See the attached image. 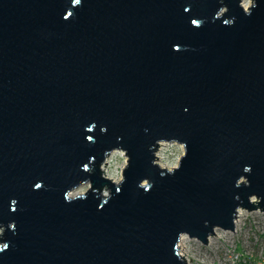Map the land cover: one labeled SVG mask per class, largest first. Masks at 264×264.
<instances>
[{
	"label": "water",
	"instance_id": "water-1",
	"mask_svg": "<svg viewBox=\"0 0 264 264\" xmlns=\"http://www.w3.org/2000/svg\"><path fill=\"white\" fill-rule=\"evenodd\" d=\"M240 207L264 211V0H0V264H184Z\"/></svg>",
	"mask_w": 264,
	"mask_h": 264
},
{
	"label": "rangeland",
	"instance_id": "rangeland-1",
	"mask_svg": "<svg viewBox=\"0 0 264 264\" xmlns=\"http://www.w3.org/2000/svg\"><path fill=\"white\" fill-rule=\"evenodd\" d=\"M245 1L247 2V0ZM180 145L182 144L176 141H161L158 144L162 154L160 162L167 165V168L178 164L184 150L182 149L181 153V149L178 147ZM113 151L122 150L115 149ZM113 151L106 156L110 159L109 173L120 164H123L124 167L126 162V160L114 157ZM156 162H158L157 159ZM123 167L120 168V174ZM84 186H87L86 191L89 183L79 187ZM104 193L107 191L104 190ZM239 209L240 215L236 231L215 228L206 243L184 234L183 243L188 246L189 251L186 264H264V211L259 208L247 210L240 207Z\"/></svg>",
	"mask_w": 264,
	"mask_h": 264
},
{
	"label": "clouds",
	"instance_id": "clouds-1",
	"mask_svg": "<svg viewBox=\"0 0 264 264\" xmlns=\"http://www.w3.org/2000/svg\"><path fill=\"white\" fill-rule=\"evenodd\" d=\"M244 7H245V10L247 11V8H248V7H246V6H244ZM221 11H224V9H221ZM216 15H217V14H216ZM185 47H187V45H185ZM87 127H88V128H91V127H92V124H89ZM87 139H89V137H87ZM178 147L181 149V153H182L183 145H180V146H178ZM113 156H114V157H118V158H120L121 160H126V159H127V157L124 155V152H123V151H113ZM91 158H92V157H89V159H91ZM82 167H83L84 169H87V168H88L87 165H82ZM121 167H123V164H120V165L114 167V168L111 170V172L109 173L110 178H111L113 181H120V180L122 179V176H121V174H120V168H121ZM37 185H40V184L37 183ZM33 187H34V186H33ZM86 187H87V186L79 187V188H77L75 191H65V192L63 193V196H64L65 201L68 200V197H76V196H79L80 198L85 199L86 196L84 195V191H85V188H86ZM148 187H149V185H147V186L144 185V189H145V190H147ZM115 190H116V192H119V191H120V188L117 187ZM105 196H107V193H105ZM105 201H107V200H105ZM14 202H15V198H12V203H14ZM98 207H99V205H98ZM10 210H14V209L11 208ZM9 227H10L11 229L14 227V222H13V221H12V223L9 224ZM3 233H4L3 227L0 226V234H3ZM0 245L3 246V248H0V250H4V249L7 247V243H6V242L0 243Z\"/></svg>",
	"mask_w": 264,
	"mask_h": 264
},
{
	"label": "bare ground",
	"instance_id": "bare-ground-1",
	"mask_svg": "<svg viewBox=\"0 0 264 264\" xmlns=\"http://www.w3.org/2000/svg\"><path fill=\"white\" fill-rule=\"evenodd\" d=\"M241 3H242V5L244 6L245 3H246V1H245V0H241ZM160 150H161V148H160V146H158L157 149H156V152H155V153H156V159L158 160V163H159L161 166H165V164H162V163L160 162V159H161V157H162V154L160 153ZM109 162H110L109 157H106L104 163H103L102 166H101L102 174H103L104 176L108 177V178H110L109 171H108V163H109ZM165 167H167V165H166ZM110 179H111V178H110ZM239 215H240V209L238 208L237 211H236L235 218H234V228L232 229V230H234V231H236V225H237V222H238V216H239ZM184 239H185V235L182 234V235L180 236V238H179L177 248H178V254H179V256H183V257L185 258V261H186V259L189 257V256H188V252H189V251H188V246L185 245V244L183 243ZM187 256H188V257H187ZM184 264H186V262H184Z\"/></svg>",
	"mask_w": 264,
	"mask_h": 264
},
{
	"label": "snow or ice",
	"instance_id": "snow-or-ice-1",
	"mask_svg": "<svg viewBox=\"0 0 264 264\" xmlns=\"http://www.w3.org/2000/svg\"><path fill=\"white\" fill-rule=\"evenodd\" d=\"M79 2V0H72V3L73 4H77ZM249 3H251V0H247V2L245 3V5L244 6H246V7H248V4ZM68 14L66 13L65 14V16H67ZM217 15H219V13H217ZM200 23V21L199 20H197V19H192L191 20V24L192 25H198ZM175 47H179V45H175ZM92 139V137H89V140H91ZM34 187H39L40 185H37V184H34L33 185ZM145 186H147V184L145 183ZM0 248H3V246L2 245H0Z\"/></svg>",
	"mask_w": 264,
	"mask_h": 264
}]
</instances>
